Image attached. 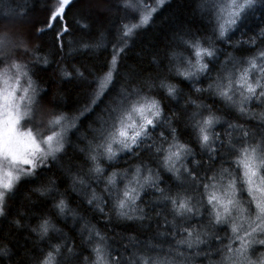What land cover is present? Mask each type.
<instances>
[{
	"label": "snow or ice",
	"instance_id": "1",
	"mask_svg": "<svg viewBox=\"0 0 264 264\" xmlns=\"http://www.w3.org/2000/svg\"><path fill=\"white\" fill-rule=\"evenodd\" d=\"M14 3L0 0V24L27 23L29 42L46 51L32 63L0 60V232L17 237L0 235V264H205L216 256L218 264H264V0H194L189 18L163 15L176 0ZM155 30L161 35L144 46ZM236 33L247 39L234 41ZM11 46L0 38V52ZM98 53L107 56L102 67L92 63ZM39 73L49 74L47 88L33 79ZM68 84L84 92L71 109L61 97ZM204 93L237 120L258 122L218 116ZM25 119L35 131L21 128ZM128 158L139 162L112 170ZM53 169L68 185L63 194ZM26 184L39 204L14 210ZM68 191L106 223L127 225L134 235L123 250L80 226ZM49 204L58 218H73L88 249L51 239L63 234L41 211ZM37 241L47 242L39 256Z\"/></svg>",
	"mask_w": 264,
	"mask_h": 264
},
{
	"label": "trees",
	"instance_id": "2",
	"mask_svg": "<svg viewBox=\"0 0 264 264\" xmlns=\"http://www.w3.org/2000/svg\"><path fill=\"white\" fill-rule=\"evenodd\" d=\"M44 0H41V7L43 5ZM29 3V0H15V3L11 6L13 8H23V6ZM194 4V0H176V4L173 5V7L163 13L164 16L172 15L175 13L177 16L182 15L184 18L190 17V9L192 8ZM30 6V5H29ZM3 9L0 8V11ZM69 20L71 22V17H69ZM206 23V21H205ZM157 24L159 25V21H157ZM16 26V25H15ZM18 32L20 30L24 31V35L19 34L17 32H14L10 27H6L3 24H0V38H4L7 40H10L12 42V46L5 49L3 52H0L2 56H0L1 59H3L7 64H11L13 62H23L27 61L28 63H32V56H42L44 54V51H46V48H44V42L40 40L32 39L31 43H29L28 40V34L30 32V26L27 23L19 24L18 25ZM25 27V28H24ZM24 28V29H22ZM210 31V30H209ZM19 36V39L15 36ZM161 33L158 30H155L154 32H151L148 34V36L144 39V46L147 45L149 40H152L153 37H159ZM71 39V38H70ZM77 39H79V36H77ZM237 39H247V37H242L241 33H236L234 36V41ZM50 40V37H46L45 41ZM20 42V45L19 43ZM219 46V45H218ZM27 48L29 50L35 49V52H31L29 56L23 55V50ZM43 49V51H41ZM140 51V45H138L132 55V62H135V53ZM99 57V53H98ZM105 57H99L92 61L97 67H102L105 59ZM82 62L88 63L87 60L82 59ZM71 63V61H69ZM145 67H147V64H145ZM48 75L45 73H39L37 76L33 77L34 80H36L37 84L41 88H47L48 87ZM184 92H189V89L185 85H181ZM197 87H207V84H197ZM147 92L148 89H145ZM84 92L83 90L78 87L76 84H68L64 87V91L61 93L62 97V104L65 108L71 109L74 105H77L79 101L83 99ZM193 97H198L200 94L198 93H192ZM200 99L204 100L208 103L209 107L212 108L218 116L226 117L227 119L231 120L232 123H240V124H256L258 122V117L255 120L251 121H245L244 119L237 120L234 115L229 114V109L222 105L221 103H215L212 104L209 99L207 93H204ZM254 112H260L262 109L259 107L253 106L252 109ZM64 115L71 118L74 113L73 112H64ZM171 115V113H169ZM46 131V130H45ZM187 138V137H185ZM71 155V153H70ZM145 163H150L147 157L143 158ZM135 158H128V159H121L119 162V165L112 169L114 171L123 172L125 169H131L136 163H138ZM77 163H79L77 161ZM107 167V165H105ZM52 179L56 180L60 183L59 191L61 194L65 193L68 189V185L64 184L62 182V179L57 172L56 169L52 170V173L48 174ZM130 178V176H129ZM33 186L30 184H26L23 187L20 188V191L18 192L17 196L14 198L11 207L15 210L17 208L23 209V207L26 205L29 209H31L32 204H39V201H37L36 197L32 195ZM68 200L70 201V207L75 209L77 211V221L79 222L80 226L83 227L84 222H87L91 226H94L97 230H99L101 233H103L108 239L107 242L111 247H117L119 246L121 250H123L124 245L128 244V238L129 236H133L134 234L126 230L127 225L125 224H115V218H113L112 223H106L104 219H100L96 214H94L91 211H87V205L81 202V198L77 196L76 194L68 191L67 195ZM41 211L48 213L52 212L51 219H53L54 223L58 228L62 230L63 238H61L60 234H50L51 239L53 241H58L59 243L63 244L65 240L69 241L78 251L88 249V242L87 239H81L80 231L79 229L73 231V218L71 216L68 217L67 221L65 222L63 218H58L55 213L52 211V206L49 205H41ZM39 213H31L29 215V221L32 226H36L39 221L35 218L38 216ZM83 218L82 220L80 218ZM0 235L5 237L4 243H8L9 241L14 242L17 237L15 233L9 237L8 235V229H4L3 232H0ZM151 235V234H149ZM140 239H145L146 234L140 233L139 234ZM23 243V241H21ZM11 246V244L9 245ZM30 249L33 247V245L30 244ZM35 253L36 256H39L41 251H44L47 249V242L41 243L37 241L35 244ZM130 247V246H129ZM87 254V253H86ZM30 259H34L35 257L30 256ZM127 258V257H126ZM220 257L216 256L215 259L211 261H206L205 264H218ZM19 262V258H17V264ZM5 264L7 262L5 261Z\"/></svg>",
	"mask_w": 264,
	"mask_h": 264
},
{
	"label": "rangeland",
	"instance_id": "3",
	"mask_svg": "<svg viewBox=\"0 0 264 264\" xmlns=\"http://www.w3.org/2000/svg\"><path fill=\"white\" fill-rule=\"evenodd\" d=\"M18 25L19 24H17L16 26H11V25H8V26H6V27H10V29H12L14 32H17L18 34H19V32H20V34H22V35H24V31L23 30H20L19 32H18ZM25 28V27H24ZM24 28H22V29H24ZM1 34V33H0ZM18 39H19V36H17V35H15ZM24 36H26V35H24ZM20 40V39H19ZM19 43V45H20V42H18ZM29 43H31V42H29ZM0 56H2V54H0ZM0 60H3V59H1L0 58ZM35 125H36V122L34 121V120H29V119H25V120H23V121H21V128H23V129H28V128H32L34 131H35ZM46 129H42V131H45ZM260 254L259 253H257V256H259ZM255 258V257H254Z\"/></svg>",
	"mask_w": 264,
	"mask_h": 264
}]
</instances>
